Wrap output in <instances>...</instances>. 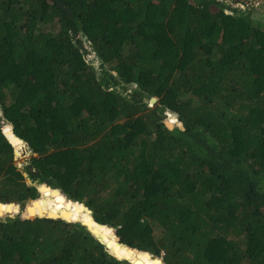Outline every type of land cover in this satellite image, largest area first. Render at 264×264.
<instances>
[{"label": "trees", "instance_id": "1", "mask_svg": "<svg viewBox=\"0 0 264 264\" xmlns=\"http://www.w3.org/2000/svg\"><path fill=\"white\" fill-rule=\"evenodd\" d=\"M131 262L264 264V11L0 0V264Z\"/></svg>", "mask_w": 264, "mask_h": 264}, {"label": "rangeland", "instance_id": "2", "mask_svg": "<svg viewBox=\"0 0 264 264\" xmlns=\"http://www.w3.org/2000/svg\"><path fill=\"white\" fill-rule=\"evenodd\" d=\"M256 12H259L258 10H255ZM95 61H96V63H95V66L97 67V64H98V59L96 58L95 59ZM100 63V62H99ZM113 72H115V69L113 68V69H111ZM149 105L151 106V105H153V103L152 102H150L149 101ZM171 116V113H169V112H167V120H168V118ZM3 128H4V130H7L8 128H11L10 126L8 127V128H5V126L3 125ZM15 145V144H14ZM24 145V142H22V144H21V146H23ZM26 145H24L22 148L20 147V145H15V149H16V152H17V154H16V156L14 157V162L17 164V166H18V168H20V169H22L23 168V166H24V161L27 159V158H29L30 156H32L33 154L28 150V149H26V147H25ZM27 181V183L29 182V180L27 179L26 180ZM40 197H42L41 196V194L39 195V198ZM38 198V199H39ZM67 198V197H66ZM31 202H33V201H31ZM35 215H43V216H52V217H58V216H60V215H56V216H54V215H49V214H47L46 212L45 213H43V212H35V214H33V217H35ZM76 221H80V220H76ZM107 244V243H106Z\"/></svg>", "mask_w": 264, "mask_h": 264}, {"label": "built area", "instance_id": "3", "mask_svg": "<svg viewBox=\"0 0 264 264\" xmlns=\"http://www.w3.org/2000/svg\"><path fill=\"white\" fill-rule=\"evenodd\" d=\"M228 1L234 3L240 9L264 11V0H228Z\"/></svg>", "mask_w": 264, "mask_h": 264}, {"label": "water", "instance_id": "4", "mask_svg": "<svg viewBox=\"0 0 264 264\" xmlns=\"http://www.w3.org/2000/svg\"><path fill=\"white\" fill-rule=\"evenodd\" d=\"M155 97H151L150 98V102H152V103H154L155 102ZM171 116H173V117H175V118H177V113H175V112H172L171 113ZM165 124L169 127V128H172L174 125H178L180 128H183V124L179 121V123H171V122H169L167 119L165 120ZM15 136V135H14ZM16 137V136H15ZM16 138H18V137H16ZM19 139V138H18ZM21 142H23L21 139H19ZM20 145V147H22L21 146V144H19ZM45 186H47V188H50V189H56V188H51V187H49L47 184H44ZM59 190V189H58ZM84 225H87L88 226V224L87 223H85V222H82ZM97 225L98 226H103V225H101V224H99V223H97ZM89 227V226H88ZM95 235H97L96 234V232H94L93 230H91ZM98 237H99V239L101 240V241H104L103 239V237L102 236H99V235H97ZM112 238H114V239H116L117 237L114 235V232H113V236H111ZM110 247V246H109Z\"/></svg>", "mask_w": 264, "mask_h": 264}, {"label": "clouds", "instance_id": "5", "mask_svg": "<svg viewBox=\"0 0 264 264\" xmlns=\"http://www.w3.org/2000/svg\"><path fill=\"white\" fill-rule=\"evenodd\" d=\"M228 1V0H227ZM175 118V117H174ZM177 119V118H176ZM178 120V119H177ZM179 121V120H178ZM9 126H10V124L9 123H7ZM11 129V128H10ZM9 130V129H8ZM3 131L5 132V134L9 137V139H10V141L12 142V144L14 145V142L12 141V138H10V136L13 134L12 132H11V130L10 131H8V132H6V130H4V128H3ZM14 135V134H13ZM16 145V144H15ZM15 145H14V147H15ZM24 146V145H23ZM22 146V147H23ZM21 147V148H22ZM15 151H16V149H15ZM29 180V179H28ZM43 184H46V183H43ZM49 186V185H48ZM50 187V186H49ZM52 188V187H51ZM56 189H58V188H56ZM60 191V190H59ZM39 194H41V192H40V190H39ZM42 195V194H41ZM82 222V221H81ZM104 242V241H103ZM107 245V244H106ZM107 247L108 248H110L108 245H107ZM131 264H132V262H131Z\"/></svg>", "mask_w": 264, "mask_h": 264}]
</instances>
